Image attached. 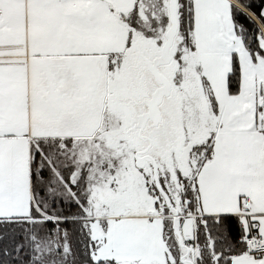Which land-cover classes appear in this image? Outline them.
<instances>
[{
  "label": "snow or ice",
  "instance_id": "1",
  "mask_svg": "<svg viewBox=\"0 0 264 264\" xmlns=\"http://www.w3.org/2000/svg\"><path fill=\"white\" fill-rule=\"evenodd\" d=\"M0 264H264V0H0Z\"/></svg>",
  "mask_w": 264,
  "mask_h": 264
}]
</instances>
